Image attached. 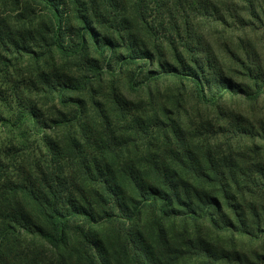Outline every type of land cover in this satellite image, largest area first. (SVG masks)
Returning <instances> with one entry per match:
<instances>
[{
  "label": "trees",
  "instance_id": "obj_1",
  "mask_svg": "<svg viewBox=\"0 0 264 264\" xmlns=\"http://www.w3.org/2000/svg\"><path fill=\"white\" fill-rule=\"evenodd\" d=\"M238 1L264 26V0ZM218 3L0 0V264H264V164L210 148L205 123L181 118L187 86L207 106L232 92L200 76L201 21L228 11ZM164 78L180 87L151 93Z\"/></svg>",
  "mask_w": 264,
  "mask_h": 264
},
{
  "label": "rangeland",
  "instance_id": "obj_2",
  "mask_svg": "<svg viewBox=\"0 0 264 264\" xmlns=\"http://www.w3.org/2000/svg\"><path fill=\"white\" fill-rule=\"evenodd\" d=\"M214 1L219 3L225 1L223 6L228 11H222L223 15H217L214 20L201 21L202 42L204 46L207 43L210 45L212 55L209 57L210 65L205 66L200 76L207 92L218 90L221 86L228 84L232 85V92L224 93L222 100L216 106H207L196 101L195 95L192 94V87L188 84L184 101L185 111L181 112V118L187 127L188 125L198 126L200 122L205 123L207 129L204 131L201 127L200 137L203 140H209L210 148L216 147L220 153L232 154L241 164H264V91L258 99L253 101L245 98L241 93L246 86L256 88L253 75L260 78L263 76L264 26L263 23L244 13L245 4L243 5L240 1ZM238 16H242L243 21ZM121 51L125 53L126 48H122ZM137 65L144 66V69L149 67L148 61L144 60L138 61ZM134 67L130 64L122 67L123 75L119 84L127 93L129 91L125 78L130 75L129 72ZM179 87V82L172 78L160 79L156 84L155 82L150 84L151 93L153 91L155 95L157 92L160 96L172 94ZM4 89L5 84L0 78V112L8 115L6 106L2 103ZM146 93V89L142 91V94ZM3 138L4 136L0 134V139ZM147 218L148 215L143 213L144 224ZM145 228L151 230L152 226L147 225ZM145 228H143L144 231ZM212 236L221 244H227L224 235ZM234 242L239 249L257 248L262 251L259 248L260 242L251 243L245 237L237 236Z\"/></svg>",
  "mask_w": 264,
  "mask_h": 264
}]
</instances>
